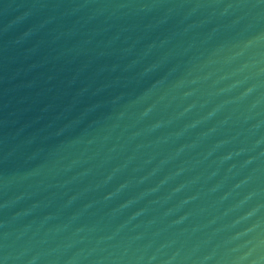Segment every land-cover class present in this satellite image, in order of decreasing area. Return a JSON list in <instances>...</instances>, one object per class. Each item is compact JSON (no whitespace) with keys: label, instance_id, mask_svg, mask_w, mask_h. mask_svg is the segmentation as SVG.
I'll list each match as a JSON object with an SVG mask.
<instances>
[{"label":"water","instance_id":"obj_1","mask_svg":"<svg viewBox=\"0 0 264 264\" xmlns=\"http://www.w3.org/2000/svg\"><path fill=\"white\" fill-rule=\"evenodd\" d=\"M0 264H264V0H0Z\"/></svg>","mask_w":264,"mask_h":264}]
</instances>
